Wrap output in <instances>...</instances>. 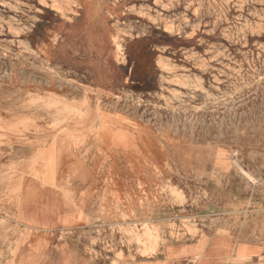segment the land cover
I'll use <instances>...</instances> for the list:
<instances>
[{
    "label": "rangeland",
    "instance_id": "obj_1",
    "mask_svg": "<svg viewBox=\"0 0 264 264\" xmlns=\"http://www.w3.org/2000/svg\"><path fill=\"white\" fill-rule=\"evenodd\" d=\"M209 227L264 242V0H0V264Z\"/></svg>",
    "mask_w": 264,
    "mask_h": 264
},
{
    "label": "crops",
    "instance_id": "obj_2",
    "mask_svg": "<svg viewBox=\"0 0 264 264\" xmlns=\"http://www.w3.org/2000/svg\"><path fill=\"white\" fill-rule=\"evenodd\" d=\"M259 243L256 239L244 241L233 231L222 234L217 229L209 227L196 236L189 235L180 240H169L167 244L169 248L164 246L160 258L151 261L150 264H162L161 262L182 264L190 263L193 259L200 262L199 258L204 264L232 263L234 260L245 264L255 261V264H259L264 255L262 251L264 242L262 246Z\"/></svg>",
    "mask_w": 264,
    "mask_h": 264
},
{
    "label": "bare ground",
    "instance_id": "obj_3",
    "mask_svg": "<svg viewBox=\"0 0 264 264\" xmlns=\"http://www.w3.org/2000/svg\"><path fill=\"white\" fill-rule=\"evenodd\" d=\"M197 87V86H196ZM172 94V93H171ZM176 94V93H175ZM182 96V95H181Z\"/></svg>",
    "mask_w": 264,
    "mask_h": 264
},
{
    "label": "built area",
    "instance_id": "obj_4",
    "mask_svg": "<svg viewBox=\"0 0 264 264\" xmlns=\"http://www.w3.org/2000/svg\"><path fill=\"white\" fill-rule=\"evenodd\" d=\"M251 264V263H250Z\"/></svg>",
    "mask_w": 264,
    "mask_h": 264
}]
</instances>
